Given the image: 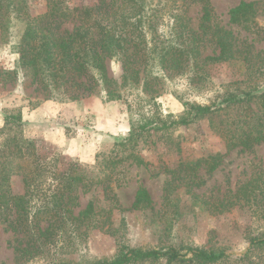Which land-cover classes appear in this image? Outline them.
Segmentation results:
<instances>
[{
	"label": "rangeland",
	"instance_id": "obj_1",
	"mask_svg": "<svg viewBox=\"0 0 264 264\" xmlns=\"http://www.w3.org/2000/svg\"><path fill=\"white\" fill-rule=\"evenodd\" d=\"M240 1L212 0L216 19L232 29L238 40L253 41L264 54V42L256 34L259 28L264 29V0H245L255 1L259 7L247 29L229 23L228 12ZM66 3L94 5L97 0ZM26 5L36 16L46 11L47 0H27ZM188 15L196 31L202 16L198 3L190 4ZM10 22L11 32L5 39L0 32V128L6 112L21 107V129L34 140L37 151L60 161L61 170L67 171L70 162L77 164L72 171L96 182L77 185L75 210L82 211L93 201L98 213L92 216L89 228L81 225L79 232L74 230L49 242L0 223V264H95L112 259L122 245L144 250L175 246L182 252L187 246H197L239 254L251 238L264 231V220L251 216L248 206L225 207L234 201L232 195L238 187L264 171V142L230 151L219 168L209 172L206 158L225 153L226 146L209 119L201 118L187 126L150 131L136 149L142 163L133 157L113 162L129 154L120 152L115 157L114 144L122 141L144 115L150 111L178 115L184 109L181 97L208 102L214 92L244 78L243 69L230 63L214 64L209 66L208 78L200 81L189 70L161 76L163 72L154 65L152 77L126 84L122 62L114 59L109 64L110 75L125 98L110 101L105 94H96L67 102L45 99L13 49L20 40L16 35L20 25L16 19ZM170 27L169 18L162 20L159 33L165 37ZM158 74L161 77L154 78ZM10 184L13 193H24L21 175H14ZM139 189H146L152 201L132 208ZM43 199L42 194L35 198L37 206ZM262 254L256 251L252 258L259 259ZM154 264L166 263L159 260Z\"/></svg>",
	"mask_w": 264,
	"mask_h": 264
},
{
	"label": "trees",
	"instance_id": "obj_2",
	"mask_svg": "<svg viewBox=\"0 0 264 264\" xmlns=\"http://www.w3.org/2000/svg\"><path fill=\"white\" fill-rule=\"evenodd\" d=\"M26 1L0 0V32L5 39L11 32L10 21L16 19L20 40L13 49L45 99L67 102L96 94H105L110 101L125 98L110 75L109 64L114 59L122 62L126 84L152 77L154 65L163 72L161 76L189 70L200 81L208 78L209 66L214 64L230 63L245 71L244 78L226 84L208 102L181 97L184 109L178 115L163 116L154 111L144 115L122 141L114 144L115 157L129 152L117 161L114 157V163L131 157L142 163L136 149L150 131L187 126L201 118L209 119L226 146L225 153L206 158L209 172L217 170L230 151L264 142V54L253 41L238 40L232 29L217 21L212 0H97L94 5L76 6L66 0H47L46 11L36 16L30 14ZM192 2L199 4L202 13L196 31L188 15ZM258 13L255 1H240L229 10V23L247 29ZM167 18L171 27L164 37L158 27ZM256 34L264 42V29L259 28ZM22 124V108L16 107L6 112L0 128V223L37 238L42 236L48 242L74 230L79 232L81 225L89 228L97 206L90 201L77 212L74 193L77 185L96 182L72 171L77 165L73 162L67 171L61 170L60 161L37 151L34 140L23 134ZM14 175L22 177V195L10 189ZM39 194L44 199L37 206ZM232 199L225 207L248 206L251 216L264 220V171L238 187ZM151 201L150 193L139 189L132 208ZM181 250L175 246L144 250L122 245L112 259L95 264H154L159 260L166 264H264V254L252 258L256 251L264 252V231L251 238L239 254L197 246Z\"/></svg>",
	"mask_w": 264,
	"mask_h": 264
}]
</instances>
